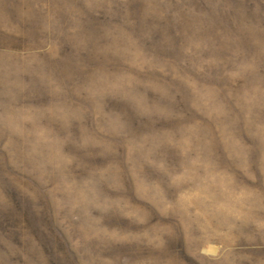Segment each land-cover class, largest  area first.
<instances>
[{"label": "rangeland", "instance_id": "rangeland-1", "mask_svg": "<svg viewBox=\"0 0 264 264\" xmlns=\"http://www.w3.org/2000/svg\"><path fill=\"white\" fill-rule=\"evenodd\" d=\"M0 264H264V0H0Z\"/></svg>", "mask_w": 264, "mask_h": 264}]
</instances>
